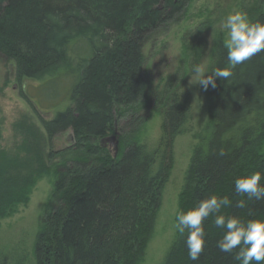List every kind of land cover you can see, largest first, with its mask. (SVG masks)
I'll use <instances>...</instances> for the list:
<instances>
[{"label": "trees", "instance_id": "obj_1", "mask_svg": "<svg viewBox=\"0 0 264 264\" xmlns=\"http://www.w3.org/2000/svg\"><path fill=\"white\" fill-rule=\"evenodd\" d=\"M189 1L9 0L4 5L0 0V54L15 62L20 79L39 83L36 109L55 113L50 120L41 119L43 132H33L34 146L24 145L28 158L23 176H0V224L30 202L36 185L46 178H53L52 193L63 200L39 220L31 253L0 242V264L145 260L148 225L156 221L173 171L176 141L191 134L192 106L185 86L177 88L171 76L149 88L142 47L153 28L171 20ZM250 20L264 22V11ZM227 55L224 42L219 43L208 75L228 67ZM231 71L228 80L216 78V87L204 89L208 118L193 137L178 211L186 212L212 195L227 196L231 205L221 214L264 221V200H248L235 191L239 177L257 171L264 177V52ZM151 92L162 118L153 149L132 139L129 129L135 121L122 126L119 135L113 127L118 109L136 105ZM68 131L76 152L87 158L56 163L53 174L50 163L60 153L46 155L45 148ZM104 140L115 141L116 157L100 147ZM242 199L245 207H237ZM214 220L215 215L204 222L206 242L198 260L188 257L187 233L181 236L175 230L161 264H242L235 259L239 248L224 253L217 247L225 229L217 228Z\"/></svg>", "mask_w": 264, "mask_h": 264}, {"label": "rangeland", "instance_id": "obj_2", "mask_svg": "<svg viewBox=\"0 0 264 264\" xmlns=\"http://www.w3.org/2000/svg\"><path fill=\"white\" fill-rule=\"evenodd\" d=\"M8 1L5 0L3 4L6 5ZM163 5L162 2L155 9L162 8ZM180 9L171 20H167L158 29L153 28L145 36L142 47L145 59L143 71L149 88L155 89L168 76L175 78L176 87L185 86L191 97L192 120L189 125L191 134L179 138L175 144L173 171L163 192L162 203L154 219L156 221L154 225H148V232L151 234L147 233L148 246L145 260L141 264H161L169 250L175 235L178 200L189 166L193 137L208 118L205 90L201 85L192 83V69L198 64L209 69L216 46L227 38L221 25L229 13L243 11L250 18L257 12L264 11V0H190L181 11ZM3 55L0 54V167L4 168L0 176L5 180L7 177L23 176L27 171L24 166L28 156L24 152V145L28 143L30 147L34 146L33 132L36 129L43 132L41 119L50 120L55 113H46L49 108H42L43 112L36 109L34 96L39 83L27 78L20 79L15 62ZM123 115L126 117L124 121L120 118ZM132 121H135L133 130L129 129L132 139L135 138L153 149L160 136L162 118L152 92L146 94L136 105L118 109L113 123L115 134L119 135L122 126ZM50 142L45 148L46 155L60 153L50 163L53 174L56 163L61 165L85 155L76 152L72 131L60 133ZM100 144L110 156H117L118 146L114 140H104ZM8 170L17 171L12 174ZM52 192L53 178L38 182L30 202L19 207L14 216L0 224V242L3 245L11 248L9 245L17 244L25 253H31L39 220L63 205V200Z\"/></svg>", "mask_w": 264, "mask_h": 264}, {"label": "clouds", "instance_id": "obj_3", "mask_svg": "<svg viewBox=\"0 0 264 264\" xmlns=\"http://www.w3.org/2000/svg\"><path fill=\"white\" fill-rule=\"evenodd\" d=\"M226 32L224 47L227 49L228 67L216 68L208 75L207 67L195 65L192 69L194 84L207 89L216 87V78L228 80L232 76L231 69L249 60L254 55L264 52V22H252L246 12L229 13L221 25ZM262 173L257 171L235 180L237 194L246 195L248 200H264V184ZM231 200L227 197L212 195L201 200L188 211H178L175 228L183 236L187 233L186 247L190 260H198L205 246L204 222L215 215L217 228L225 229L222 239L217 243L221 252L231 253L239 248L235 259L242 264H264V221L250 220L244 222L238 217H226L221 214L222 208L229 207ZM237 207H245V200L238 201Z\"/></svg>", "mask_w": 264, "mask_h": 264}, {"label": "bare ground", "instance_id": "obj_4", "mask_svg": "<svg viewBox=\"0 0 264 264\" xmlns=\"http://www.w3.org/2000/svg\"><path fill=\"white\" fill-rule=\"evenodd\" d=\"M177 141H178V139H177ZM177 141H176V142H177ZM174 153H175V151H174ZM174 156H175V154H174ZM174 159H175V158H174Z\"/></svg>", "mask_w": 264, "mask_h": 264}]
</instances>
